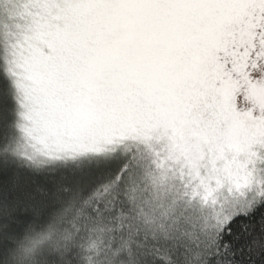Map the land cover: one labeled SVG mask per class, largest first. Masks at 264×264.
I'll list each match as a JSON object with an SVG mask.
<instances>
[{
  "label": "snow or ice",
  "instance_id": "1",
  "mask_svg": "<svg viewBox=\"0 0 264 264\" xmlns=\"http://www.w3.org/2000/svg\"><path fill=\"white\" fill-rule=\"evenodd\" d=\"M264 264V0H0V264Z\"/></svg>",
  "mask_w": 264,
  "mask_h": 264
},
{
  "label": "trees",
  "instance_id": "2",
  "mask_svg": "<svg viewBox=\"0 0 264 264\" xmlns=\"http://www.w3.org/2000/svg\"><path fill=\"white\" fill-rule=\"evenodd\" d=\"M59 218L53 213L30 221L13 241L16 264H37V256L54 247L62 239Z\"/></svg>",
  "mask_w": 264,
  "mask_h": 264
}]
</instances>
